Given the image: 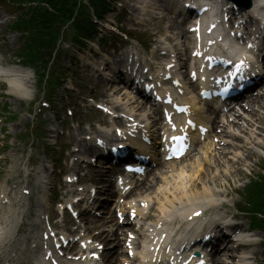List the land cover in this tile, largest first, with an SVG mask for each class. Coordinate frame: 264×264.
Returning <instances> with one entry per match:
<instances>
[{
  "label": "bare ground",
  "instance_id": "bare-ground-1",
  "mask_svg": "<svg viewBox=\"0 0 264 264\" xmlns=\"http://www.w3.org/2000/svg\"><path fill=\"white\" fill-rule=\"evenodd\" d=\"M165 28H166V31L169 32V34H167L168 35L167 37H172V35L175 34L174 33L175 30H177V27L175 25H169V26H167ZM1 63H3V61L0 59V66H1ZM17 74L26 75V71L22 70V71H19ZM7 76L9 78L10 83H11V86L13 88L18 89L20 87V82L18 80L19 78L14 77V74H9ZM25 83H27V81H25ZM0 85L3 86L4 83L1 82ZM102 91L105 92V89L102 88ZM260 101L264 102L263 100H260ZM252 103L253 104H255V103L259 104V100L252 99ZM139 106H143V105L136 104V107H139ZM260 118H261V123L263 125V129H259V132H261V131L264 132V116L263 117L262 116H258L257 118H255V121L259 122ZM253 145L258 146V147H262V148L264 147V144L261 143V141H256L255 139H253L249 143H247V147H249V148L251 146L253 147ZM204 149L211 153L212 158H213V160H212L213 164H206L205 165V164L202 163V167L201 168H203V165H204L203 172H201L199 170V168L195 169V170H192L193 166L196 167V164L198 162H200V159H195L194 158L195 161L190 163V165H189L187 170L178 171V175L177 176H174V174H172V173L169 175L171 180H174V178H176V179L180 178L179 181H180V190L181 191L179 193H177V195H176V192H173V190L168 191V190H165L164 188H162V190H163L162 194H163V197H164L165 201L162 200V199L157 198L154 195L146 194L144 196V197H152L154 199V201H155L156 207H159L158 209H161V211H162L161 213H163V211H164L165 214H166L165 215L166 217H170L171 216L174 219H179L180 218L179 217L180 214H179V216L176 215L167 206V205L173 203L174 202L173 200H177L178 199L180 202H183V203H181V213L182 212H187L188 210H193L192 209L193 204L191 203L192 200H194L195 198H207V197L209 198V197L213 196V189H212L211 185L214 183L215 184L214 186H216L218 188L219 185H220L219 181H218V178L219 179L222 178V180H225V182H227V183L229 182L230 177L234 178L233 175L236 174L237 170L235 168H233L232 166L235 164V162L232 161V160L224 159L225 156H223V153H222L224 148H222L220 151L214 152L213 149H212V146L210 144H206ZM86 151H88V149H86ZM253 153H254V148H252L251 150H249L247 152V155H246L247 158L252 156ZM228 164H231V166H229ZM236 164H239V160L236 161ZM211 165H213L214 168L218 171V172L213 173V176H210L211 173H207L206 172V171L211 172L210 170L213 169V167H211ZM95 171L96 172H100L99 169H97ZM186 171H188V174H186ZM205 176H208V177H205ZM187 177L189 179H187ZM199 182H201L200 187H198V183ZM172 183H173V181H172ZM143 189L144 190H148L149 188L143 185L142 186V191H143ZM166 192H170V194H167ZM141 193L142 192H140L138 194V196H141ZM199 194H201V195H199ZM188 203L190 205H188ZM196 204H198V203H196ZM1 216L5 217L6 220H8V218L12 217V214L4 206H2V204L0 202V217ZM179 220H182L181 223L185 222L183 219H179ZM108 221H110V220H107L105 222H108ZM7 224L9 226L10 230H12L13 225L10 224V223H7ZM100 227H102V225ZM117 231L118 230L116 229V233L112 234L113 231L112 232H109V231L105 232L104 231V233H103V230H101L100 232L97 233V239L99 241H107V239L111 238V235H116ZM28 233H29V237H32V233H31L30 229H29ZM11 235L12 234H10V236ZM252 236L254 237L255 235H252ZM1 238H2V235L0 233V239ZM18 243L19 242H17V244ZM21 243L19 244V246H21ZM13 248L14 247H12V249ZM105 255H107V252L105 253ZM117 257H118V254L116 252H114L111 256H109L107 258L106 262H110V260L112 261V258L115 261H117ZM114 260H113V263H114Z\"/></svg>",
  "mask_w": 264,
  "mask_h": 264
},
{
  "label": "rangeland",
  "instance_id": "rangeland-1",
  "mask_svg": "<svg viewBox=\"0 0 264 264\" xmlns=\"http://www.w3.org/2000/svg\"><path fill=\"white\" fill-rule=\"evenodd\" d=\"M18 14V13H17ZM148 27V26H147ZM147 27H145V29L150 33V31L148 30V28ZM153 31L154 32H160L161 34H164V33H169L168 31H166V28L163 26V24H162V22H158V21H154V24H153ZM7 34H9L8 32L6 33V35ZM12 34H10V36H11ZM64 46V45H63ZM9 48H11V53H10V51H8L7 53H6V56L8 57L9 55H11V59L13 60L14 59V57H13V53H14V51H15V49L13 48V47H9ZM64 67H66V65L64 66ZM73 67V66H72ZM85 73V72H84ZM76 74H79V76L80 75H82V81H83V83H85V84H89V82H88V80H87V82H86V80H85V77H84V75L85 74H83V73H81L80 71H78V67H73L72 69H71V76L66 80V82H71V81H73V82H75V84H78V83H76V80H79L78 79V76L76 75ZM76 76V78L74 79L72 76ZM84 91H86V87H84ZM41 96H42V94H41ZM11 103H12V105H13V100L12 99H8V100H6L5 102H4V105L7 107V109L8 110H10V105H11ZM1 105L2 104H0V107H1ZM21 118V117H20ZM29 146V145H28ZM27 146V144H26V146H25V148H27L28 147ZM18 156L19 157H21L20 159H19V167L18 168H24V162H25V151L23 150V153H21V152H19L18 153ZM256 161H257V163H256ZM250 162L252 163V164H255L254 166H252V167H250V168H253V173H258L259 172V167H260V165H264V158L263 157H259L258 158V156L257 157H253V158H251L250 159ZM0 165H1V169H2V164L0 163ZM239 172V171H238ZM238 175H240V173L238 174ZM239 179H241V181L240 182H237V184H235V186L238 188V190L235 192V193H232V196H229L228 198H225V200H229V203H231V200H234V201H237V200H239L240 199V197H239V191L242 189V187H243V184H245L246 183V181L245 180H243V176L241 175L240 177H239ZM259 233V235H260V232H258Z\"/></svg>",
  "mask_w": 264,
  "mask_h": 264
}]
</instances>
